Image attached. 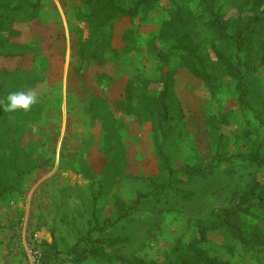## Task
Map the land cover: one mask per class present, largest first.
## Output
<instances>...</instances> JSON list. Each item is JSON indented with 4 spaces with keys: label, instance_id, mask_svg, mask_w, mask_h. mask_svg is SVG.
<instances>
[{
    "label": "rangeland",
    "instance_id": "374dc122",
    "mask_svg": "<svg viewBox=\"0 0 264 264\" xmlns=\"http://www.w3.org/2000/svg\"><path fill=\"white\" fill-rule=\"evenodd\" d=\"M19 91L0 264H170L200 224L193 264H264V0H0V102ZM232 206L243 238L213 228Z\"/></svg>",
    "mask_w": 264,
    "mask_h": 264
},
{
    "label": "trees",
    "instance_id": "16d2710c",
    "mask_svg": "<svg viewBox=\"0 0 264 264\" xmlns=\"http://www.w3.org/2000/svg\"><path fill=\"white\" fill-rule=\"evenodd\" d=\"M22 5L18 6V8H20ZM37 6V4H33L32 7L35 8ZM213 20H212V24L213 26L219 31L220 34H225L227 35V29L226 26L224 25V21L223 18L221 17V15L217 12H213ZM7 17V16H6ZM13 52L7 51L6 54H11ZM239 89L241 91V98H242V102L244 104H246L247 101V95L249 94V90L246 87L245 81L243 80V78H241L240 83H239ZM0 115H2V112H0ZM116 146H118L120 149L123 147L122 143L119 141L118 138H116ZM246 157L249 160H259L261 159L259 154L257 152H252L248 155H246ZM119 162V161H118ZM120 163V162H119ZM192 171L191 173L193 174H202L203 173V169H200L199 167H191L189 166ZM172 171V175L174 173V170ZM261 203L264 204V198H261L260 200ZM239 206H232L230 208H226L224 210V213L220 215V220L217 222V224L213 227V228H219L222 225H224L226 228V230H228V232H230L231 234H238L240 233L241 237H242V233H241V226L240 223L238 221L239 219V212H238ZM128 215V212H126ZM104 226V224L102 225V227ZM97 227H101L98 226L96 224V226L94 227V229H96ZM208 229H210L208 226H205L204 224H200L197 225V227L195 228L196 231V235L193 236L191 238V240L189 241V244L186 246H189V249H193L191 251L195 252L194 256H190L189 252L183 253L182 252V246L184 245H180L176 247L175 250V255L173 256V259L171 260L170 264H193L192 262V258L198 256L200 257V259L204 258V253L202 251L199 250L198 248V244L204 239V233L206 231H208ZM104 231V230H102ZM243 238V237H242ZM105 244L101 241V240H96L93 241L92 246L89 250L85 251L82 255L83 256H87L88 254H93L95 253L96 250L98 249H104ZM106 251V250H105ZM108 252H106L107 254ZM199 253V254H198ZM108 255V254H107ZM120 256H117L116 258L119 259ZM127 262V261H124ZM45 264H48L47 262Z\"/></svg>",
    "mask_w": 264,
    "mask_h": 264
},
{
    "label": "clouds",
    "instance_id": "9594fccd",
    "mask_svg": "<svg viewBox=\"0 0 264 264\" xmlns=\"http://www.w3.org/2000/svg\"><path fill=\"white\" fill-rule=\"evenodd\" d=\"M5 99L6 103L0 102V107L6 111H15L17 109L28 111L36 103V96L33 92H10Z\"/></svg>",
    "mask_w": 264,
    "mask_h": 264
}]
</instances>
